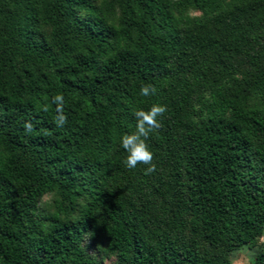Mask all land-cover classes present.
<instances>
[{
    "label": "trees",
    "instance_id": "1",
    "mask_svg": "<svg viewBox=\"0 0 264 264\" xmlns=\"http://www.w3.org/2000/svg\"><path fill=\"white\" fill-rule=\"evenodd\" d=\"M154 103L146 175L120 138ZM262 236L264 0H0V264H101L85 237L114 264H230Z\"/></svg>",
    "mask_w": 264,
    "mask_h": 264
},
{
    "label": "clouds",
    "instance_id": "2",
    "mask_svg": "<svg viewBox=\"0 0 264 264\" xmlns=\"http://www.w3.org/2000/svg\"><path fill=\"white\" fill-rule=\"evenodd\" d=\"M140 95L148 97L154 95L156 89L153 85L144 84L140 87ZM55 105V123L58 127H63L67 123V115L64 112L65 98L62 93H57L52 97ZM47 111V107L44 109ZM167 112V107L160 104H152L148 110L139 109L133 114L136 119L135 131L123 134L120 138V145L127 153L124 161L126 167L135 168L138 164L146 165L145 174H152L156 171V164L153 162V153L149 150L146 142L150 133L161 127L159 117ZM27 133L33 131L34 125L27 121L23 125Z\"/></svg>",
    "mask_w": 264,
    "mask_h": 264
},
{
    "label": "rangeland",
    "instance_id": "3",
    "mask_svg": "<svg viewBox=\"0 0 264 264\" xmlns=\"http://www.w3.org/2000/svg\"><path fill=\"white\" fill-rule=\"evenodd\" d=\"M189 13L196 14L193 11H190ZM50 200V196H44L41 200V205L48 209L50 206ZM263 238L264 236L260 237L253 246H242L239 249L230 252V264H249L251 256L259 249L260 242ZM83 246L85 252L98 260L101 264H114L115 255L104 250L102 238L97 237L92 239L90 237H85Z\"/></svg>",
    "mask_w": 264,
    "mask_h": 264
}]
</instances>
